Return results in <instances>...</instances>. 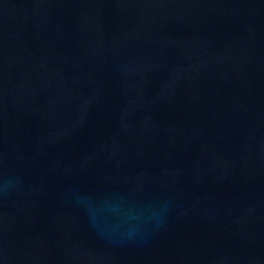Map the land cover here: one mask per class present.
I'll list each match as a JSON object with an SVG mask.
<instances>
[{
    "label": "water",
    "instance_id": "1",
    "mask_svg": "<svg viewBox=\"0 0 264 264\" xmlns=\"http://www.w3.org/2000/svg\"><path fill=\"white\" fill-rule=\"evenodd\" d=\"M0 264H264V0H0Z\"/></svg>",
    "mask_w": 264,
    "mask_h": 264
}]
</instances>
